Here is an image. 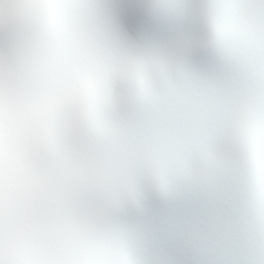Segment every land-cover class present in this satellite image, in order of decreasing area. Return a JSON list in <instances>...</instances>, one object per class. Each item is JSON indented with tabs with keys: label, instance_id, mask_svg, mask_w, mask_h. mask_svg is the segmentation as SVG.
<instances>
[{
	"label": "snow or ice",
	"instance_id": "snow-or-ice-1",
	"mask_svg": "<svg viewBox=\"0 0 264 264\" xmlns=\"http://www.w3.org/2000/svg\"><path fill=\"white\" fill-rule=\"evenodd\" d=\"M37 195L69 264H264V0H0V221Z\"/></svg>",
	"mask_w": 264,
	"mask_h": 264
},
{
	"label": "clouds",
	"instance_id": "clouds-1",
	"mask_svg": "<svg viewBox=\"0 0 264 264\" xmlns=\"http://www.w3.org/2000/svg\"><path fill=\"white\" fill-rule=\"evenodd\" d=\"M72 233L37 195L0 221V264H69Z\"/></svg>",
	"mask_w": 264,
	"mask_h": 264
}]
</instances>
